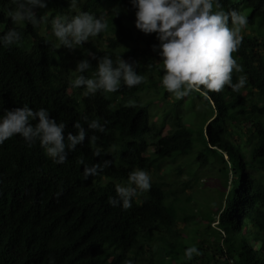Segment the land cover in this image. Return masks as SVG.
<instances>
[{
	"label": "trees",
	"instance_id": "1",
	"mask_svg": "<svg viewBox=\"0 0 264 264\" xmlns=\"http://www.w3.org/2000/svg\"><path fill=\"white\" fill-rule=\"evenodd\" d=\"M220 2L225 12H246L248 25L232 55L244 69L233 72V83L240 75L247 83L239 92L228 86L207 96L193 92L185 112L162 86L152 50L158 41L135 28L130 0H78L74 10L69 0H48L47 9L36 10L48 18L38 28L12 24L7 10L13 5L0 0V35L13 27L23 33L19 44L0 46V115L27 104L64 122L65 134H75L77 121L88 130L86 120L99 119L106 129L89 130L99 137L96 144L86 137L62 165L18 135L0 145V264H48L50 257L55 264H264V0ZM80 11L102 16L107 29L82 48L60 47L51 20ZM105 55L133 63L144 82L87 97L70 86L78 62L90 61L93 69L84 75L91 78ZM156 102L162 110L152 114ZM98 149L101 157L94 155ZM184 158L196 169L216 167L223 178L220 203L208 217L210 211L190 208L185 190L200 182L197 171L188 169L178 185L160 173ZM81 160L112 163L84 180ZM136 168L154 171L151 189L128 210L112 207L116 185ZM193 246L200 255L188 260L185 251Z\"/></svg>",
	"mask_w": 264,
	"mask_h": 264
},
{
	"label": "clouds",
	"instance_id": "2",
	"mask_svg": "<svg viewBox=\"0 0 264 264\" xmlns=\"http://www.w3.org/2000/svg\"><path fill=\"white\" fill-rule=\"evenodd\" d=\"M13 7L7 10V17L14 25L28 24L38 28L47 22L46 14H37V9L48 8V0H10ZM135 10V28L145 35L155 34L158 44L152 50L159 56L162 65V86L177 99H183L193 92L207 96L210 92H220L228 86L239 92L247 83V76L240 75L233 83V72L243 73V67L237 63L233 53L238 50L243 37L242 29L248 25L245 15L232 10L225 12L220 0H130ZM78 0H69V9H76ZM215 9V10H214ZM46 13V12H45ZM108 24L104 18L89 12L80 11L69 17L56 15L51 20V31L60 47L69 50L82 48L91 38L97 37L106 30ZM23 33L15 27L0 35V46L9 48L19 44ZM93 60L97 57L86 52ZM93 69L88 59L77 63L74 73H78L70 81L72 88H83L84 96H95L118 92L121 86L131 89L144 82L133 63L121 57L114 63L110 56L97 60V65L89 78L84 73ZM202 86V87H201ZM35 122V123H34ZM86 130L79 121L73 124L75 134H65L66 124L57 123L50 118L45 108L34 110L27 104L13 110H4L0 115V145L6 140L20 136L26 144L32 146L39 143L44 154L54 164L62 165L74 152L78 145L88 137L90 144H96V135H88V131L105 132V126L99 119L87 121ZM101 157V151L94 152ZM107 155V153H105ZM83 166V178L100 175L111 166V160H102L91 166ZM151 175L143 169L136 168L129 172L127 180L115 187V196L108 203L112 207L128 210L139 194L151 189ZM200 255L197 247L185 251L188 260ZM48 264H55L49 258Z\"/></svg>",
	"mask_w": 264,
	"mask_h": 264
},
{
	"label": "rangeland",
	"instance_id": "3",
	"mask_svg": "<svg viewBox=\"0 0 264 264\" xmlns=\"http://www.w3.org/2000/svg\"><path fill=\"white\" fill-rule=\"evenodd\" d=\"M243 15H246V12ZM261 54L264 57V52H262ZM149 97L152 99L153 97H155V94L154 95L150 94ZM149 97L147 98L149 99ZM172 99L174 98L171 96L168 98V101L172 103ZM177 100L181 104L180 108L185 112H189L188 106L190 105H188V102H189L188 96L183 99H177ZM161 110H162V105L156 102L155 105L151 109V113L158 114L161 112ZM200 110L203 112V114H207V112L204 111L202 108H200ZM191 126L193 127L194 125L191 124ZM223 157L224 159H226L225 154L223 155ZM168 165H169V169L166 170V166H165L164 168H162L160 173L165 172L169 174L168 176H166L167 178L166 180H168L171 183H175V185H178L180 182L186 181L189 178V175L187 172L188 169L192 168L195 171H197V175L200 178V182L199 183L193 182V188L189 190L187 189L185 190H186V194L188 195V197L192 200L190 208L193 207V208H197L201 210L210 211L206 214V217H208L211 211H214L215 207L218 206V204L220 203V200H219V197L216 191L223 189L222 188L223 178L221 177L218 169L216 167L212 168L209 166L196 169L197 166L194 163L192 164L189 158L180 159L176 164L169 163ZM180 167H184V168L179 169ZM153 173H154L153 170L149 171V174L151 176L154 175ZM201 184H204V185H201ZM194 192L196 193V198L195 196L193 197ZM205 222L206 220H204V223ZM216 224L217 222H213L212 226H215ZM184 227H185V224L182 222L177 225V229L179 231L184 230Z\"/></svg>",
	"mask_w": 264,
	"mask_h": 264
}]
</instances>
